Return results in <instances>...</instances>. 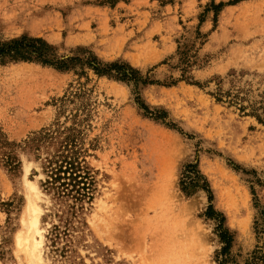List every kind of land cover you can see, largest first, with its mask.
I'll list each match as a JSON object with an SVG mask.
<instances>
[{
    "label": "rangeland",
    "instance_id": "obj_1",
    "mask_svg": "<svg viewBox=\"0 0 264 264\" xmlns=\"http://www.w3.org/2000/svg\"><path fill=\"white\" fill-rule=\"evenodd\" d=\"M23 35L146 83L0 60V264H30L28 197L37 264H222L221 227L242 264L264 229V0H0V39ZM70 158L75 189L48 166ZM189 163L210 194L181 192Z\"/></svg>",
    "mask_w": 264,
    "mask_h": 264
},
{
    "label": "trees",
    "instance_id": "obj_2",
    "mask_svg": "<svg viewBox=\"0 0 264 264\" xmlns=\"http://www.w3.org/2000/svg\"><path fill=\"white\" fill-rule=\"evenodd\" d=\"M81 59L75 57H59L57 55L56 49L42 38L23 35L9 40L0 39L1 61H38L42 64L50 65L60 70L74 67L75 61H84L88 67L93 69L98 74H106L123 81H133L135 84L146 83V80L142 79L139 72L131 68L127 63H103L96 56L90 53L84 55ZM139 104L141 108L146 110L145 105L140 102ZM257 120L263 123L260 117H257ZM3 162L4 166L11 173L15 172L17 162L11 155L8 154L5 158H3ZM52 163L55 164V166L51 168V175H53L52 183L61 179L60 173H63L65 179L69 180V182L66 184L65 182L60 184L62 187L64 185H71L75 189L82 182L77 180L78 178H80V180H88V168L84 164H81V162L70 158L69 160L63 159L61 164H57L56 161H51L48 166L50 167ZM63 167H65L64 170L62 169ZM178 185L181 192L187 196L192 195L199 190H204L210 194L207 181L199 174L198 170L196 169V164L189 163L184 166V171L182 172V176L179 178ZM87 189L88 188L83 185L82 187H78L76 192L80 193V191H82L83 193L80 194H82V196H86L88 194ZM209 199H211V196H209ZM205 214L214 215L215 212L213 211L212 207L209 206ZM223 220L224 219L221 216L219 219L220 227L222 226ZM256 228V233L258 234L256 243L242 264H264V229L258 226ZM219 230L218 237L221 243L224 244L220 251V255L222 256L220 261L223 264L226 263L228 259L226 258L225 254L229 249L230 239L228 235L222 230V227Z\"/></svg>",
    "mask_w": 264,
    "mask_h": 264
},
{
    "label": "bare ground",
    "instance_id": "obj_3",
    "mask_svg": "<svg viewBox=\"0 0 264 264\" xmlns=\"http://www.w3.org/2000/svg\"><path fill=\"white\" fill-rule=\"evenodd\" d=\"M30 122V121H29ZM32 189L31 184L29 186ZM26 211L28 213V220L23 221L25 232L16 235V245L23 248V251L29 256L30 264H37L39 261V254L36 253V248L39 241H36L35 234L38 233L36 229L39 210L36 208L34 201L28 197Z\"/></svg>",
    "mask_w": 264,
    "mask_h": 264
}]
</instances>
